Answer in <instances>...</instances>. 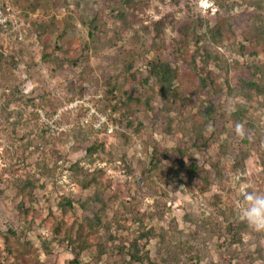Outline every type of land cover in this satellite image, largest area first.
<instances>
[{
    "label": "rangeland",
    "instance_id": "1",
    "mask_svg": "<svg viewBox=\"0 0 264 264\" xmlns=\"http://www.w3.org/2000/svg\"><path fill=\"white\" fill-rule=\"evenodd\" d=\"M0 2V264H264V0Z\"/></svg>",
    "mask_w": 264,
    "mask_h": 264
},
{
    "label": "clouds",
    "instance_id": "2",
    "mask_svg": "<svg viewBox=\"0 0 264 264\" xmlns=\"http://www.w3.org/2000/svg\"><path fill=\"white\" fill-rule=\"evenodd\" d=\"M236 131L243 135L242 126L237 125ZM247 184H240L237 191L244 196L239 206V217L254 231H264V193L249 192Z\"/></svg>",
    "mask_w": 264,
    "mask_h": 264
},
{
    "label": "built area",
    "instance_id": "3",
    "mask_svg": "<svg viewBox=\"0 0 264 264\" xmlns=\"http://www.w3.org/2000/svg\"><path fill=\"white\" fill-rule=\"evenodd\" d=\"M20 26L21 21L19 19V16L17 14V11L10 8L9 6H2L0 5V26ZM199 207L203 209L205 207V204L203 202H199ZM264 233V231H263ZM263 247H264V238L262 240Z\"/></svg>",
    "mask_w": 264,
    "mask_h": 264
},
{
    "label": "trees",
    "instance_id": "4",
    "mask_svg": "<svg viewBox=\"0 0 264 264\" xmlns=\"http://www.w3.org/2000/svg\"><path fill=\"white\" fill-rule=\"evenodd\" d=\"M0 5H2L3 6V4L0 2ZM10 8H12V9H14V10H16L17 11V14H18V16H19V19H20V21H21V17H20V12L18 11V9H16L15 7H10ZM21 25V24H20ZM6 26H11L10 24L9 25H6ZM6 26H0V27H6ZM209 83H210V85H212V82L211 81H209ZM214 87V86H213ZM206 112L207 113H210V110L207 108L206 109Z\"/></svg>",
    "mask_w": 264,
    "mask_h": 264
}]
</instances>
